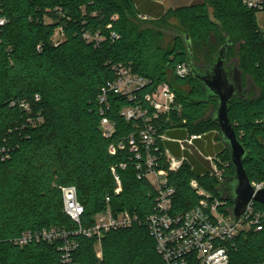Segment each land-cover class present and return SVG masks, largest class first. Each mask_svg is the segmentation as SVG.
<instances>
[{
  "label": "trees",
  "instance_id": "1",
  "mask_svg": "<svg viewBox=\"0 0 264 264\" xmlns=\"http://www.w3.org/2000/svg\"><path fill=\"white\" fill-rule=\"evenodd\" d=\"M206 1L215 19L207 3L165 11L164 0H0V19L6 21L0 26V147L10 150L9 160L0 164L2 264H165L145 226L106 233L100 258L97 239L77 234L80 226L64 212L63 189H77L85 208L82 228L94 225L95 215L108 206L115 214L129 211L142 220L155 212L157 193L137 179L128 146L143 123L121 114L137 100L109 95L108 108L99 102L116 78L114 66L131 67L150 82L136 93L144 106L145 96L163 83L175 91L181 112L156 123L159 135L177 128L190 130L191 136L220 132L217 124L201 121L218 100L207 99L191 73L186 78L176 74L178 66L187 65L183 39H174L167 51L155 44L172 28L191 37L195 60L206 65L214 63L226 34L231 40L227 61L238 60L244 85L250 77L258 94L233 100L229 119L248 153L244 167L250 181L264 182V34L258 31L257 12L241 0ZM103 118L115 124L110 138L104 136ZM121 141L126 150L111 155L110 146ZM158 147L164 155L162 140ZM218 155L225 179L234 176L228 150ZM122 163L128 167L119 171L123 187L116 194L111 169ZM209 173L200 160H188L170 173L176 189L171 214L200 204L203 197L191 187L194 179L223 201L221 184ZM223 202L225 210L233 207ZM256 207L264 211L262 204ZM54 229L67 231V240L24 247L11 243L27 231ZM227 246L232 264L264 263V221L261 230L242 231Z\"/></svg>",
  "mask_w": 264,
  "mask_h": 264
},
{
  "label": "built area",
  "instance_id": "2",
  "mask_svg": "<svg viewBox=\"0 0 264 264\" xmlns=\"http://www.w3.org/2000/svg\"><path fill=\"white\" fill-rule=\"evenodd\" d=\"M241 1L249 10L257 12L259 28L263 32L264 19L262 23L259 16L261 14L264 16V0ZM5 22V19H0V26ZM113 70L116 78L102 90L99 102L101 106L108 108L109 95H122L131 101L137 100L138 105L126 107L121 114L127 121L143 123L136 135H131L128 139V146L130 152L135 155L137 179L149 182L157 193L155 212L142 220L129 211L115 214L108 206L106 211L95 215L94 225L82 228L81 220L85 208L78 200L76 187H67L63 189L64 212L80 226L76 233L89 239L95 237L101 246V240L108 232L145 226L155 240L157 251L165 264H232L227 245L232 243L242 231L251 228L261 230L264 211L258 210L257 202L251 201L242 219L235 222L229 216L228 209H224L225 203L213 198L212 194L194 179L191 181V187L203 197L200 204L188 212L171 214L176 189L170 184L169 175L180 170L188 159L185 156L174 157L166 148L164 155L160 153L158 140L164 142L166 137L159 135L156 123L164 118L169 120V116L173 113L180 114L181 106L177 103L176 93L169 83H163L145 96L148 106H144L138 101L136 93L145 89L150 82L134 73L131 67L118 65L114 66ZM176 74L180 78H186L190 75V70L186 64L180 65L176 69ZM102 130L104 136L110 138L115 133V124L108 118H103ZM205 136L206 134L194 135L177 142L184 153L194 145V141L201 140ZM126 148L125 141H121L111 145L109 152L111 155H116L118 151H124ZM199 154L211 164L210 176L222 184L225 181V170L221 166L219 155L206 157L201 152ZM9 158L10 150L0 147V164L7 162ZM127 167V163H122L111 169L116 184V194H120L123 187L119 171L126 170ZM253 185L256 192L264 189V182ZM107 202H110V198H107ZM68 235L67 231L61 229L37 233L27 231L12 239L11 243L24 247L34 242L52 243L67 240ZM68 247L69 245L66 249ZM98 255L101 258V251ZM0 264H2L1 254Z\"/></svg>",
  "mask_w": 264,
  "mask_h": 264
},
{
  "label": "water",
  "instance_id": "3",
  "mask_svg": "<svg viewBox=\"0 0 264 264\" xmlns=\"http://www.w3.org/2000/svg\"><path fill=\"white\" fill-rule=\"evenodd\" d=\"M174 39L181 38L187 50V67L195 80L200 82L207 94V99L216 98L217 106L213 108L201 121L213 122L220 128V137L229 152L231 163L236 179V189L234 197L228 198L222 195L221 189L218 193L223 201H231L233 207L228 209L231 219L238 222L245 215L248 205L255 201L264 206V189L256 192L253 183L250 181L244 167V161L248 153L239 141L234 126L229 119L230 103L235 100H246L253 92L258 94L254 81L246 78L244 85L243 72L239 69L238 60L227 61V53L232 46V42L226 34L225 45L216 53L214 63L206 65L195 60L193 43L191 37L176 29L165 31Z\"/></svg>",
  "mask_w": 264,
  "mask_h": 264
},
{
  "label": "rangeland",
  "instance_id": "4",
  "mask_svg": "<svg viewBox=\"0 0 264 264\" xmlns=\"http://www.w3.org/2000/svg\"><path fill=\"white\" fill-rule=\"evenodd\" d=\"M202 3H207V1L206 0H164V2L162 3V6H163L165 11H168L170 9L175 10V9H179V8H186V7H189V6L194 5V4H202ZM207 5H208L207 7H208L210 17L212 19H215L214 18V8L209 3H207ZM259 17L261 20L264 19V16L262 14ZM143 20H145V19H143ZM262 23H263V20H262ZM257 24L259 27L258 18H257ZM161 29H166V28L164 26H161ZM259 30H260V28H258V31ZM262 31L264 33V27H262ZM173 41H174V37L165 33V38L162 40L156 38L155 44L157 46H160L164 51H167L171 47ZM182 130L184 131V137H185L184 139H189V137L192 135V132H190V130L185 129V128H183ZM210 133L213 135L217 134V136H218V134L220 132L213 129L208 134H210ZM166 140L171 141V139L168 137L166 138ZM212 151H213V154L216 153L217 151H219V147L213 146ZM199 152H201L203 155H206V156H207V154L208 155L211 154V150H209L208 152H207V149L205 150L203 141H196L194 143V145L192 147H190V150L188 151V153H186L188 160H190L192 162H197L198 160H203V157H201ZM218 157L220 158V156H218ZM208 166H209V169H212L211 164L209 162H208ZM236 183L237 182H236V179L234 177L225 179V181L220 186L222 195L225 197H228V198L234 197V191H235L236 185H237ZM96 248L98 250V253H100L101 246L98 242L96 244Z\"/></svg>",
  "mask_w": 264,
  "mask_h": 264
},
{
  "label": "crops",
  "instance_id": "5",
  "mask_svg": "<svg viewBox=\"0 0 264 264\" xmlns=\"http://www.w3.org/2000/svg\"><path fill=\"white\" fill-rule=\"evenodd\" d=\"M183 128H177V129H173L169 132L166 133L165 137L167 138H170V140H164V146L165 148L170 152V154L174 157H177V158H181L182 156H185L187 157L186 153H188V151L190 150V146L188 148V150L186 152H182L181 149H180V145L179 143L177 142V140H186L184 139V131L182 130ZM196 141H203L204 142V148L205 150L207 149V152L209 150H211V154L207 156H214L216 154H219V152H221L222 150H226V146L224 145V143L222 142L221 140V137H220V133L216 135H213V134H206V136L201 139V140H196ZM194 141V143L196 142ZM213 146H218L219 147V151H217L216 153L213 154V151H212V147ZM202 152V151H201ZM206 156V155H204ZM206 156V157H207ZM200 162H202L204 165H206V167H208L209 169V166H208V162L203 159V160H200Z\"/></svg>",
  "mask_w": 264,
  "mask_h": 264
}]
</instances>
